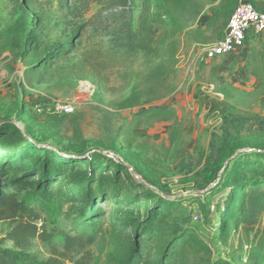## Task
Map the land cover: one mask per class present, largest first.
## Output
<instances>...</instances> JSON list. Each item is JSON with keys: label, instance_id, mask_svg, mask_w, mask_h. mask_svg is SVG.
Here are the masks:
<instances>
[{"label": "rangeland", "instance_id": "1", "mask_svg": "<svg viewBox=\"0 0 264 264\" xmlns=\"http://www.w3.org/2000/svg\"><path fill=\"white\" fill-rule=\"evenodd\" d=\"M120 1L0 0V125L18 122L49 149L86 156L114 152L145 185L136 187L123 172L133 192L99 206L102 232L90 247L91 264H120L133 246L146 264L162 256L166 264H248L246 238L219 236L218 213L229 190L207 192L219 181L211 163L221 141L240 135L264 148V35L209 60L207 50L227 28L212 22L220 0ZM68 43L67 58L35 68L44 53ZM58 102L75 112L54 113L50 109ZM20 147L0 144V155L15 157ZM11 173L10 181L19 179ZM34 180L26 178L20 188L0 181V192L25 199L35 191ZM153 185L177 201L175 215L183 219L178 226L165 224L163 239L135 237L123 218L142 217L155 202L137 198L132 206L127 199L143 190L153 193ZM80 189L64 181L52 186L50 197L36 202L42 212L38 226L69 232L81 208L73 199ZM159 211L163 218L166 210ZM259 227L264 231V214ZM11 229L0 223V244ZM181 238L170 253L171 243ZM26 253L39 261L50 257L39 241Z\"/></svg>", "mask_w": 264, "mask_h": 264}, {"label": "trees", "instance_id": "2", "mask_svg": "<svg viewBox=\"0 0 264 264\" xmlns=\"http://www.w3.org/2000/svg\"><path fill=\"white\" fill-rule=\"evenodd\" d=\"M242 1L251 3L257 11L264 13V0H220L213 11L212 22H223L221 26L224 29ZM119 4L127 6L129 2L121 0ZM71 48L72 43H68L66 47L48 50L35 68L47 69L56 61L64 60L72 53ZM0 144L21 146L15 157L0 155V181L20 188L26 184V178L36 177L31 183L35 191L25 199H19L18 193L8 189L0 192V223L12 226L0 244V264H91L93 255L90 247L97 243L102 232L99 206L115 196L133 192L123 172L129 173L136 187L145 188L143 183L134 179L133 171L124 165L129 162L119 159L114 152L112 155L94 153L86 156L79 152L73 154L69 148L41 147L29 132H21L12 122L0 125ZM211 164L216 169L215 178L219 175V181L207 194L229 190L222 197L223 208L218 213L221 218L218 227L220 238L225 239L232 233L241 234L246 238L248 264H264V231L259 227L264 214V148L243 142L240 135H232L217 145ZM12 170L20 175L19 179L9 180ZM135 171L140 174L136 168ZM60 181L81 186L73 196L81 202V208L69 232L53 233L38 226L42 212L36 202L42 197L49 198V189ZM153 186V193L143 190L136 194L137 197L127 199L132 206L137 203V198L155 202L154 207L142 217L123 218L133 228L135 237L142 234L163 239L167 230L165 224L178 226L183 219L181 215H175L177 201L165 199L160 195L162 190ZM201 207L206 210V206ZM160 209L166 210L163 218H160ZM182 240L176 239L171 243L173 249L169 252L174 254L176 242L183 243ZM35 241L49 251L48 259L39 261L26 253ZM6 243H12L13 249L2 247ZM162 258L156 264H166ZM120 264H146V261L133 246Z\"/></svg>", "mask_w": 264, "mask_h": 264}, {"label": "built area", "instance_id": "3", "mask_svg": "<svg viewBox=\"0 0 264 264\" xmlns=\"http://www.w3.org/2000/svg\"><path fill=\"white\" fill-rule=\"evenodd\" d=\"M257 35H264V13L257 11L251 3L242 1L235 8L222 38L207 50V58L213 60L233 54ZM50 110L60 115L75 112L73 105L61 102L55 103Z\"/></svg>", "mask_w": 264, "mask_h": 264}, {"label": "water", "instance_id": "4", "mask_svg": "<svg viewBox=\"0 0 264 264\" xmlns=\"http://www.w3.org/2000/svg\"><path fill=\"white\" fill-rule=\"evenodd\" d=\"M15 124L18 125V127H19V128L21 129V131L24 133V130H23V128H22V125H21L20 123H18V122H15ZM43 147H45V148H50L49 146H43ZM228 163H229V162H228ZM228 163H227V164H228ZM227 164H226V165H227Z\"/></svg>", "mask_w": 264, "mask_h": 264}]
</instances>
